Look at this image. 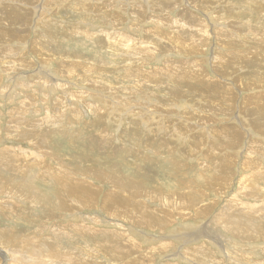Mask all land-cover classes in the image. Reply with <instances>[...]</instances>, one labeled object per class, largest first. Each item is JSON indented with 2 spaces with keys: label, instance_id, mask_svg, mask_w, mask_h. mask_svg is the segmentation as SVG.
<instances>
[{
  "label": "rangeland",
  "instance_id": "374dc122",
  "mask_svg": "<svg viewBox=\"0 0 264 264\" xmlns=\"http://www.w3.org/2000/svg\"><path fill=\"white\" fill-rule=\"evenodd\" d=\"M261 129L264 0H0V264H264Z\"/></svg>",
  "mask_w": 264,
  "mask_h": 264
},
{
  "label": "bare ground",
  "instance_id": "6f19581e",
  "mask_svg": "<svg viewBox=\"0 0 264 264\" xmlns=\"http://www.w3.org/2000/svg\"><path fill=\"white\" fill-rule=\"evenodd\" d=\"M156 30V29H155ZM51 36V35H50ZM91 37V36H90ZM118 37H119V41L117 42V43H119V44H123V41L125 40V39H123L122 38V34H120V33H118ZM120 40H121V42H120ZM114 42V41H113ZM130 43V42H129ZM126 46V45H125ZM128 47V46H127ZM64 57V56H63ZM81 66V65H80ZM86 68V67H85ZM87 71V70H86ZM85 72V71H84ZM66 75V74H65ZM140 78V77H139ZM70 79V78H69ZM65 86V85H64ZM65 92V91H64ZM256 96V95H255ZM142 99V98H141ZM120 105V104H119ZM62 106V105H61ZM69 109V108H68ZM258 110V109H257ZM260 111H261V109H260ZM254 112V111H253ZM139 115V114H138ZM261 133H263L264 134V129H261V131H260ZM208 136V135H207ZM26 137V136H25ZM240 137V136H239ZM21 138V137H20ZM38 146V145H37ZM251 146V145H250ZM36 147V146H35ZM39 147V146H38ZM252 150V149H251ZM250 151V150H249ZM253 153V152H252ZM257 154V153H256ZM254 164H255V162H254ZM259 164V162L257 163V165ZM246 165V164H245ZM257 165H255V166H257ZM36 166V165H35ZM249 166V165H248ZM254 166V165H253ZM259 166V165H258ZM260 168V166L259 167H257L256 168V170L258 171V169ZM234 171V170H233ZM87 173V172H86ZM75 175V174H74ZM256 175V174H255ZM257 175H259L261 178H259V179H262L263 181H264V172H260V173H258ZM53 176V175H52ZM51 176V177H52ZM83 176V175H82ZM86 177V176H85ZM253 177H255V176H253ZM53 178H55V177H53ZM56 179H57V177H56ZM56 179H54V181H55V183L56 184H60L59 182H61V180H56ZM59 179V178H58ZM115 179V178H114ZM50 181V180H49ZM48 182V181H47ZM255 182V181H254ZM49 183V182H48ZM115 183V182H114ZM118 183H119V181H118ZM119 186H121V185H119ZM21 187V186H20ZM58 187H59V185H58ZM65 187H66V185H65ZM122 187V186H121ZM118 189V188H117ZM139 189V188H138ZM190 189V188H189ZM87 190V189H86ZM114 190V189H113ZM124 190V189H123ZM126 192V191H125ZM34 193V192H33ZM127 193V192H126ZM235 193V192H234ZM130 194V193H129ZM145 194V193H144ZM13 195V194H12ZM19 195V194H18ZM35 195V194H34ZM138 195V194H137ZM136 195V196H137ZM206 195V194H205ZM36 196V195H35ZM109 196V195H108ZM41 198L43 197V198H47L46 196H40ZM234 197V196H233ZM248 197V196H247ZM38 198H39V196H38ZM36 199H37V197H36ZM107 199V198H106ZM48 200V199H47ZM46 200V201H47ZM50 200V199H49ZM48 200V201H49ZM76 200V199H75ZM36 201V200H35ZM34 201V202H35ZM79 201V200H78ZM119 201V200H118ZM261 201V200H260ZM165 202V201H164ZM168 202V201H167ZM197 202V201H196ZM106 203V202H105ZM110 203V202H109ZM173 203V202H172ZM191 203V202H190ZM232 203V202H231ZM77 204V203H76ZM130 204H131V202H130ZM240 204V203H239ZM242 204V203H241ZM81 205V204H80ZM191 205V204H190ZM193 205V204H192ZM226 205V204H225ZM197 206V205H196ZM234 206V205H233ZM118 207V206H117ZM124 207V206H123ZM263 207V206H262ZM193 208L194 209H196V207H195V205H193ZM198 208V207H197ZM87 209V208H86ZM257 209H259V208H257ZM52 210V209H51ZM98 210V209H97ZM115 211V210H114ZM150 211V210H149ZM148 211V212H149ZM258 211V210H257ZM256 211V212H257ZM74 212V211H73ZM198 213H199V209H198ZM204 213V212H203ZM124 214V213H123ZM144 214V213H143ZM205 214V213H204ZM229 214H230V212H229ZM131 215V214H130ZM148 215H150V213L148 214ZM205 216V215H204ZM125 217V216H124ZM123 217V218H124ZM131 217V216H130ZM148 217V216H147ZM155 217V216H154ZM227 218L228 219H231V218H234L233 216H231V215H228L227 214V217H225V215L223 216V218H218L217 220L221 223V222H223V223H225L226 224V222L228 223V221H227ZM62 219V218H61ZM236 219V218H235ZM241 219V218H240ZM237 220H238V218H237ZM126 221V220H125ZM136 221H137V218H136ZM236 221V220H235ZM245 221V220H244ZM145 222H146V220H145ZM50 223V222H49ZM246 223V222H245ZM249 223V222H248ZM142 224V223H141ZM211 224V223H210ZM230 224V225H229ZM233 224H235L234 222L231 224V222L230 223H228V224H226L225 226H222L227 232H229V233H232V234H234L236 237L238 236L239 238H241V239H245V240H251V239H253V237L254 236H259L258 234H256V235H254L255 234V232H257V231H259L260 230V227L258 226V225H256V224H253V228H248V225H250V224H248L247 226H245V228L246 229H244V228H241L240 227V225L238 226V227H236L237 225H233ZM237 224V223H236ZM243 226V225H242ZM251 226V225H250ZM244 227V226H243ZM132 231V230H131ZM134 232V231H133ZM100 233V232H99ZM205 233V232H204ZM162 236V235H161ZM213 237V236H212ZM189 238V237H188ZM197 238L200 240L201 239V236H197ZM209 238V237H208ZM241 241H244V240H241ZM211 242V241H210ZM25 243V242H24ZM228 243V242H227ZM167 244V243H166ZM210 244V243H209ZM118 246V245H117ZM130 249V248H129ZM38 250V249H37ZM137 250V249H136ZM93 251V250H92ZM194 251H196V250H194ZM206 250H204V251H201V252H199L198 253V256L199 257H204V256H206ZM238 252V251H237ZM11 253V252H10ZM16 253H18V252H12L11 253V255H10V260L12 261V260H16L17 258H16ZM55 253V252H54ZM61 253V252H60ZM70 253V252H69ZM192 253V252H191ZM67 254V253H66ZM24 255V254H23ZM183 255H184V253H183ZM183 255H182V257H183ZM41 256H42V254H41ZM89 256V255H88ZM21 257H23V256H21ZM187 257V256H186ZM44 258H45V256H44ZM25 259V258H24ZM23 259V260H24ZM34 259V258H33ZM36 259V258H35ZM147 259V258H146ZM186 259V258H185ZM22 260V259H21ZM22 260V261H23ZM42 260L44 261L45 259H43L42 258ZM52 260V259H51ZM240 260V259H239ZM21 261V262H22ZM33 261V260H32ZM31 261V262H32ZM46 261H47V259H46ZM45 261V262H46ZM48 261H49V259H48ZM53 261V260H52ZM52 261H50V262H52ZM55 261V260H54ZM237 261V260H236ZM15 262V261H14ZM20 262V261H19ZM25 262V261H24ZM38 262V261H37ZM42 261H40L39 263H41ZM61 262V261H60ZM42 263H44V262H42ZM47 263V262H46ZM14 264V263H13Z\"/></svg>",
  "mask_w": 264,
  "mask_h": 264
}]
</instances>
